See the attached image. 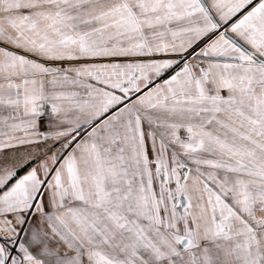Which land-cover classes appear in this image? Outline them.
I'll use <instances>...</instances> for the list:
<instances>
[{
  "label": "snow or ice",
  "instance_id": "obj_1",
  "mask_svg": "<svg viewBox=\"0 0 264 264\" xmlns=\"http://www.w3.org/2000/svg\"><path fill=\"white\" fill-rule=\"evenodd\" d=\"M0 264H264V0H0Z\"/></svg>",
  "mask_w": 264,
  "mask_h": 264
}]
</instances>
